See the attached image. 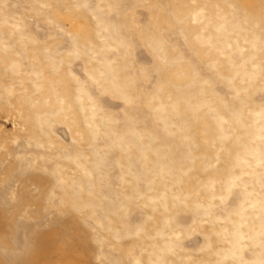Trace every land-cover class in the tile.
Returning a JSON list of instances; mask_svg holds the SVG:
<instances>
[{
  "label": "rangeland",
  "instance_id": "374dc122",
  "mask_svg": "<svg viewBox=\"0 0 264 264\" xmlns=\"http://www.w3.org/2000/svg\"><path fill=\"white\" fill-rule=\"evenodd\" d=\"M0 264H264V0H0Z\"/></svg>",
  "mask_w": 264,
  "mask_h": 264
}]
</instances>
